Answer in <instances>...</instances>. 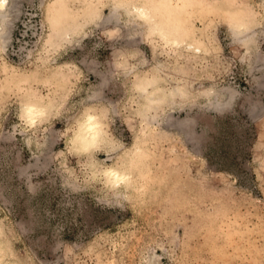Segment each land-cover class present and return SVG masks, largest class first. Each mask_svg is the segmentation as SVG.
<instances>
[{"label":"rangeland","instance_id":"rangeland-1","mask_svg":"<svg viewBox=\"0 0 264 264\" xmlns=\"http://www.w3.org/2000/svg\"><path fill=\"white\" fill-rule=\"evenodd\" d=\"M11 2L0 34V262L264 264V0ZM131 4L150 19L127 14ZM139 77L186 90L146 118ZM28 102L55 107L29 126ZM88 113L101 114L116 149L68 148ZM137 146L145 156L127 189L89 167L121 166Z\"/></svg>","mask_w":264,"mask_h":264},{"label":"bare ground","instance_id":"bare-ground-1","mask_svg":"<svg viewBox=\"0 0 264 264\" xmlns=\"http://www.w3.org/2000/svg\"><path fill=\"white\" fill-rule=\"evenodd\" d=\"M117 9H119V8L117 7L116 10ZM124 10L127 14H130V15L134 14L135 16H137L138 18L143 19V20L150 19V17H151L149 9L141 6L140 4H131V5L124 6ZM152 11H153V9H152ZM13 12H14V7H13L11 0H3V2L0 3V34L2 33L3 27L5 26L7 20L9 19V17H11ZM165 30H168V29H165ZM177 30L179 31V29H177ZM164 32H166V31H164ZM238 32H239V34H241L240 35V41L241 42L247 43L251 39V34L248 33L249 29H247V28L242 29L241 26H239ZM68 33L69 32H67L66 35ZM166 34H168V33H166ZM163 35H165V34H163ZM167 42H169L173 45H176V46H179L182 44V40L178 39V37L177 38H170L169 37V38H167ZM187 47L192 49L197 54H202L206 51V48L203 47L202 45H194L192 43H189L187 45ZM179 49H183V47L181 46V48H179ZM156 80H152V79H148V78H144V77H139L137 85H136V88L138 89V92L140 93L141 98H142L139 113L142 114L146 118L151 116L150 115L151 112L158 110L161 106H163V104L170 102L173 98L178 97L181 94L185 93V90H186V88L184 89L183 87L176 86L174 88H177V89H173V90L171 89L170 92H168L167 89H165L164 87L159 85L160 83L157 82ZM96 96H98V94H96ZM210 102H214V101H210ZM214 104L215 105H213V106H217L220 104V102L215 101ZM54 107H55V105L50 104V103L28 102V103H24L21 106V114L29 126H34L41 119H43L47 115H49V113L52 112ZM29 110H32V112H34V113H39V116L30 118ZM86 115H90V116L95 117V121H94L95 130L90 136H84L80 132L81 122ZM155 120H156V117L149 118V120L147 122L149 128L153 127L152 125H153V123H155L154 122ZM67 146L70 150H72L78 154L88 156L96 148L106 147V148L116 149L117 145L115 144L114 139L108 133V131L106 129L105 122L101 118V114L88 113V114L82 115L78 119L75 127L72 129V133L67 137ZM132 154H133V156H131V158L129 160L128 159L125 160L123 165H121V166L112 164V165H109L107 167L100 168L99 165L97 164V162H95V161H90L88 164L90 165L89 167H91L94 175H99V176L102 175L104 183L109 189H112L113 191L114 190H123V189L128 188V186L130 185V183L134 177L133 176V171H134L133 167H135L136 164H138V161L141 160V158H143L145 156V152L141 146H137ZM113 171L118 173L120 176L124 177V179L120 183H113L108 178L107 173L113 172ZM1 228L2 227L0 226V259L4 255L3 251L4 252L8 251V248L6 247L7 246L6 239L4 237V233H3ZM1 254H3V255L1 256ZM0 264H3V263L0 262ZM149 264H158V262L156 259L152 258Z\"/></svg>","mask_w":264,"mask_h":264},{"label":"clouds","instance_id":"clouds-1","mask_svg":"<svg viewBox=\"0 0 264 264\" xmlns=\"http://www.w3.org/2000/svg\"><path fill=\"white\" fill-rule=\"evenodd\" d=\"M29 112H30V118L39 116V113H34L32 112V110H29ZM94 121H95V117L90 115H86L83 118L80 127V132L82 135L90 136L94 132L95 130ZM107 176L113 183H120L124 179V177L120 176L118 173L114 171L107 173Z\"/></svg>","mask_w":264,"mask_h":264},{"label":"snow or ice","instance_id":"snow-or-ice-1","mask_svg":"<svg viewBox=\"0 0 264 264\" xmlns=\"http://www.w3.org/2000/svg\"><path fill=\"white\" fill-rule=\"evenodd\" d=\"M3 2V0H0V3H2Z\"/></svg>","mask_w":264,"mask_h":264}]
</instances>
